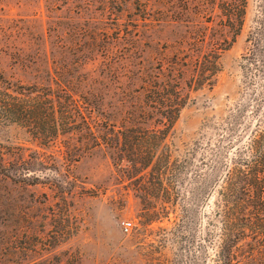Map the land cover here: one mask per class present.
<instances>
[{
    "label": "rangeland",
    "instance_id": "rangeland-1",
    "mask_svg": "<svg viewBox=\"0 0 264 264\" xmlns=\"http://www.w3.org/2000/svg\"><path fill=\"white\" fill-rule=\"evenodd\" d=\"M213 49L219 70L196 87V60ZM0 70L65 83L101 132L153 110L155 79L188 96L161 176L126 180L113 147L68 151L79 134L42 142L0 123V264L218 263L219 188L264 113V0H0Z\"/></svg>",
    "mask_w": 264,
    "mask_h": 264
},
{
    "label": "trees",
    "instance_id": "trees-1",
    "mask_svg": "<svg viewBox=\"0 0 264 264\" xmlns=\"http://www.w3.org/2000/svg\"><path fill=\"white\" fill-rule=\"evenodd\" d=\"M219 55L213 49L197 58L198 73L193 77L196 87L212 84L219 70ZM145 87L153 110H140L120 126L110 124L108 131L101 132L91 106L65 83L22 84L0 70V123L22 124L42 142L79 134L81 143H65L68 151L101 144L113 147L115 165L126 180L149 174L161 176L170 166V150L164 149V143L188 96L178 81L170 84L155 79ZM139 120L155 124L145 126ZM245 148L246 154L239 151L232 158L219 188L222 231L217 264H264V113L260 124L248 134ZM141 196L146 206L154 197L150 192ZM152 207L148 206L145 214L154 220L160 210ZM30 249L36 251L34 246Z\"/></svg>",
    "mask_w": 264,
    "mask_h": 264
},
{
    "label": "built area",
    "instance_id": "built-area-1",
    "mask_svg": "<svg viewBox=\"0 0 264 264\" xmlns=\"http://www.w3.org/2000/svg\"><path fill=\"white\" fill-rule=\"evenodd\" d=\"M131 227H132V221L131 220H124L123 221L124 230L128 231Z\"/></svg>",
    "mask_w": 264,
    "mask_h": 264
}]
</instances>
